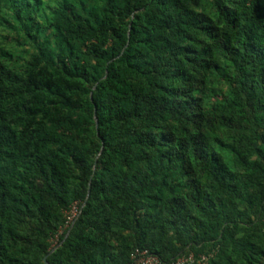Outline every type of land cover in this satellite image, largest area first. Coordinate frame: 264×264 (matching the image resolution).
<instances>
[{
  "label": "trees",
  "instance_id": "1",
  "mask_svg": "<svg viewBox=\"0 0 264 264\" xmlns=\"http://www.w3.org/2000/svg\"><path fill=\"white\" fill-rule=\"evenodd\" d=\"M135 247L264 264V0H0V264Z\"/></svg>",
  "mask_w": 264,
  "mask_h": 264
},
{
  "label": "built area",
  "instance_id": "2",
  "mask_svg": "<svg viewBox=\"0 0 264 264\" xmlns=\"http://www.w3.org/2000/svg\"><path fill=\"white\" fill-rule=\"evenodd\" d=\"M78 212L79 208L74 205L69 211L64 227L69 226ZM216 251V248H212L198 254L192 252L182 253L170 260H163L156 253L146 248L135 247L130 251L125 264H209L210 259L214 257Z\"/></svg>",
  "mask_w": 264,
  "mask_h": 264
},
{
  "label": "water",
  "instance_id": "3",
  "mask_svg": "<svg viewBox=\"0 0 264 264\" xmlns=\"http://www.w3.org/2000/svg\"><path fill=\"white\" fill-rule=\"evenodd\" d=\"M89 189H90V182H89V184H88L87 192H89ZM43 260H44V263H45V264H49V263L47 262V260H46V257H44Z\"/></svg>",
  "mask_w": 264,
  "mask_h": 264
}]
</instances>
